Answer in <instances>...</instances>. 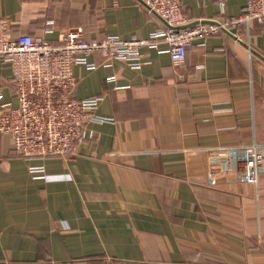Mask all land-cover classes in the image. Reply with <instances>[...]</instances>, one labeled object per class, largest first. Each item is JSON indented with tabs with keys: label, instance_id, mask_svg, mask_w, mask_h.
I'll return each mask as SVG.
<instances>
[{
	"label": "crops",
	"instance_id": "1",
	"mask_svg": "<svg viewBox=\"0 0 264 264\" xmlns=\"http://www.w3.org/2000/svg\"><path fill=\"white\" fill-rule=\"evenodd\" d=\"M223 1L225 15L218 0H180L190 25L242 14L245 0ZM0 18L11 38L56 45L75 29L129 40L166 26L140 0H0ZM236 30L179 62L144 48L137 70L100 54L95 70L75 66L73 96L100 98L114 122L92 125L73 157L27 161L0 135V264H264V173L255 186L188 182L189 151L264 144V25ZM0 95L17 106L2 63Z\"/></svg>",
	"mask_w": 264,
	"mask_h": 264
},
{
	"label": "built area",
	"instance_id": "2",
	"mask_svg": "<svg viewBox=\"0 0 264 264\" xmlns=\"http://www.w3.org/2000/svg\"><path fill=\"white\" fill-rule=\"evenodd\" d=\"M140 1L166 24L147 38L123 40L107 36L88 41L82 29H75L63 34L61 43L56 45L27 34L11 38L9 23L0 18V63L11 70L18 103L0 108V135H11L15 150L25 160L73 157L80 145L94 138L92 125L114 122L97 114L100 98L79 100L73 96L74 67L95 70L97 65L90 61L94 54L106 58L105 67H111L112 60H120L137 70L144 64L140 56L144 48L169 54L174 62H179L198 39L248 27L252 21L264 25V0H245L239 17L193 25L183 16L180 0ZM218 4L225 15L224 1L218 0ZM108 81L114 82V78ZM186 163L190 184L212 186L231 176L238 184L255 186L264 173V144L191 150ZM45 172L42 164L29 167L36 179L45 178Z\"/></svg>",
	"mask_w": 264,
	"mask_h": 264
},
{
	"label": "water",
	"instance_id": "3",
	"mask_svg": "<svg viewBox=\"0 0 264 264\" xmlns=\"http://www.w3.org/2000/svg\"><path fill=\"white\" fill-rule=\"evenodd\" d=\"M224 32H225L226 34L232 36V37H235V34H236L237 30H236V29H231V30H229V31H228V30H224Z\"/></svg>",
	"mask_w": 264,
	"mask_h": 264
}]
</instances>
